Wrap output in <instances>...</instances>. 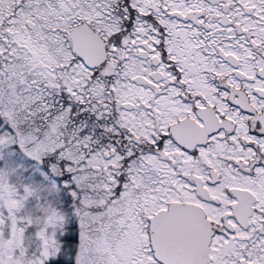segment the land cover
Here are the masks:
<instances>
[{
  "label": "snow or ice",
  "instance_id": "obj_1",
  "mask_svg": "<svg viewBox=\"0 0 264 264\" xmlns=\"http://www.w3.org/2000/svg\"><path fill=\"white\" fill-rule=\"evenodd\" d=\"M0 264H264V0H0Z\"/></svg>",
  "mask_w": 264,
  "mask_h": 264
}]
</instances>
